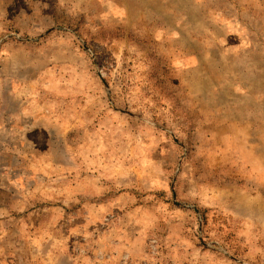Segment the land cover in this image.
<instances>
[{"label":"rangeland","instance_id":"1","mask_svg":"<svg viewBox=\"0 0 264 264\" xmlns=\"http://www.w3.org/2000/svg\"><path fill=\"white\" fill-rule=\"evenodd\" d=\"M0 264H264V0H0Z\"/></svg>","mask_w":264,"mask_h":264}]
</instances>
